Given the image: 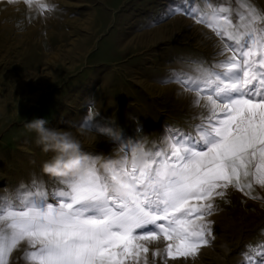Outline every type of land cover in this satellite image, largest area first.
<instances>
[{
  "label": "snow or ice",
  "instance_id": "snow-or-ice-1",
  "mask_svg": "<svg viewBox=\"0 0 264 264\" xmlns=\"http://www.w3.org/2000/svg\"><path fill=\"white\" fill-rule=\"evenodd\" d=\"M23 2L41 15L55 7ZM177 11L206 28L218 46L211 60L182 58L189 70L169 77L193 94L195 122L163 126L161 140L141 159L139 139L86 119L112 144L123 143V155L102 168L96 163L102 154L89 155L83 174L52 176L50 186L33 179L0 189V264H9L22 243L26 264H148L149 245L161 242L153 264L156 257L186 262L213 243L209 217L229 187L264 199L253 195L256 186L264 188V6L180 0L164 18ZM241 256L239 264H264V241L246 245Z\"/></svg>",
  "mask_w": 264,
  "mask_h": 264
},
{
  "label": "rangeland",
  "instance_id": "rangeland-1",
  "mask_svg": "<svg viewBox=\"0 0 264 264\" xmlns=\"http://www.w3.org/2000/svg\"><path fill=\"white\" fill-rule=\"evenodd\" d=\"M55 5L42 15L23 0H0V189L53 177L42 171L43 153L25 121L46 117L50 126L76 132L82 151L96 163L118 160L124 147L108 141L86 119L115 125V131L139 139L146 152L162 138L165 125L187 127L199 109L191 93L169 77L188 71L182 58L211 60L218 50L206 28L177 11L180 0H42ZM264 6V0H257ZM130 155V154H129ZM109 157L112 159L110 160ZM253 195L264 197L256 186ZM213 243L197 259L168 264H239L246 245L264 241V199H252L229 187L215 201ZM163 242L149 245L152 251ZM20 244L9 264H26ZM154 264H163L155 258Z\"/></svg>",
  "mask_w": 264,
  "mask_h": 264
},
{
  "label": "clouds",
  "instance_id": "clouds-1",
  "mask_svg": "<svg viewBox=\"0 0 264 264\" xmlns=\"http://www.w3.org/2000/svg\"><path fill=\"white\" fill-rule=\"evenodd\" d=\"M209 22L218 23L214 17H208ZM25 128L34 132L36 144L45 154L52 156L42 162V171L54 177H71L83 174L89 165V156L82 151V144L78 135H83V130L76 132L69 128L50 126L46 117H33L25 121ZM139 157L142 159L146 152L141 151ZM140 162V160H138ZM112 162L105 163L108 167ZM118 191H123L118 189ZM197 258H193L195 261Z\"/></svg>",
  "mask_w": 264,
  "mask_h": 264
}]
</instances>
